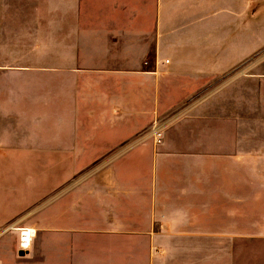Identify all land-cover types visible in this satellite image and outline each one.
Segmentation results:
<instances>
[{
	"label": "crops",
	"instance_id": "0c3cea01",
	"mask_svg": "<svg viewBox=\"0 0 264 264\" xmlns=\"http://www.w3.org/2000/svg\"><path fill=\"white\" fill-rule=\"evenodd\" d=\"M247 1L31 0L43 58L31 55V75H0V264L124 263L133 233L146 257L191 234L180 228L226 237L211 169L236 154L225 128L203 124L226 106L204 95L161 144L131 138L243 63L245 17L264 27V0ZM18 228L34 233L25 250Z\"/></svg>",
	"mask_w": 264,
	"mask_h": 264
},
{
	"label": "rangeland",
	"instance_id": "374dc122",
	"mask_svg": "<svg viewBox=\"0 0 264 264\" xmlns=\"http://www.w3.org/2000/svg\"><path fill=\"white\" fill-rule=\"evenodd\" d=\"M246 3L251 6L250 0ZM259 25V20L251 15L244 19L245 58L240 66L182 105L155 118L164 122L165 136L167 127L181 110L204 95L226 106V112L222 108L221 114L215 113L212 119L203 121L205 131L211 130V135L216 128L222 132L225 128L229 154H236L227 163H213L211 169L213 187L221 188L227 207L212 214L226 223L221 228L226 237L219 241L214 235L219 232L205 237L203 227H184L180 229L191 234L164 236L157 244H147L146 257V244L139 242V236L133 233L131 259L126 258L123 263L116 256L115 264H264V76L251 77L253 71H264V31L260 30L264 27ZM31 55L43 58L42 52H31V0H0V75H31ZM236 73L244 75L242 83L239 79L235 81ZM219 85L223 89L214 92ZM152 122L131 139L150 141L148 132ZM84 166L86 171L97 164ZM216 173L221 174V179H214ZM203 214V211L195 212L196 218H203ZM116 245L121 249L129 247L128 243Z\"/></svg>",
	"mask_w": 264,
	"mask_h": 264
},
{
	"label": "built area",
	"instance_id": "2783aa9c",
	"mask_svg": "<svg viewBox=\"0 0 264 264\" xmlns=\"http://www.w3.org/2000/svg\"><path fill=\"white\" fill-rule=\"evenodd\" d=\"M165 62H167V60H165ZM164 129H165L164 122H162V120L160 119L153 120L152 124L150 125L148 135L150 136L149 138H151V141L155 146L161 144V142L163 141ZM18 230H19V237H18L19 247L20 249L25 250L28 248L31 239L34 236V233L33 231H30L25 228H18Z\"/></svg>",
	"mask_w": 264,
	"mask_h": 264
}]
</instances>
